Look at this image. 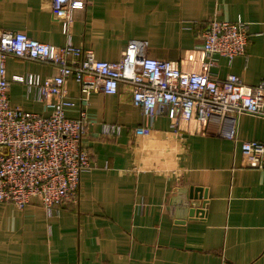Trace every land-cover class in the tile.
Listing matches in <instances>:
<instances>
[{
  "label": "crops",
  "instance_id": "obj_1",
  "mask_svg": "<svg viewBox=\"0 0 264 264\" xmlns=\"http://www.w3.org/2000/svg\"><path fill=\"white\" fill-rule=\"evenodd\" d=\"M242 21L245 56L231 63L216 56L218 79L235 74L248 86L264 81V0H88L68 33L48 0H0V30L19 31L54 46L91 49L98 60L117 61L129 40L147 42L148 57L196 71L203 60L201 32L208 20ZM6 78L56 74L46 61L7 55ZM74 106L86 110L82 145L91 168L80 177L77 201L47 214L39 199L22 209L0 203V264H264V169L244 165L243 141L264 142V117L194 119L176 127L165 114L152 122L131 100V87L115 94L92 92L79 102V84L65 83ZM10 103L48 116L54 99L11 82ZM104 124L120 127L104 134ZM150 125L147 136L133 129ZM232 129L234 137L224 135ZM176 193L179 202H172ZM199 199L189 214L183 203ZM184 194V196H183ZM194 201V200H193Z\"/></svg>",
  "mask_w": 264,
  "mask_h": 264
},
{
  "label": "built area",
  "instance_id": "obj_2",
  "mask_svg": "<svg viewBox=\"0 0 264 264\" xmlns=\"http://www.w3.org/2000/svg\"><path fill=\"white\" fill-rule=\"evenodd\" d=\"M53 16L68 33L77 11L88 0H48ZM203 60L196 71H183L169 61L148 57L147 42L129 40L117 61L95 58L91 49L67 43L54 46L30 38L23 32L0 30V203L24 208L36 197L51 215L61 203L77 201L80 177L91 166V154L82 145L88 121L81 106L76 118L65 116V107L75 100L67 95L69 78L79 84V102L92 92L115 94L119 84L131 87L132 103L150 119L165 114L176 127L180 120H195L205 125L212 117L235 120L247 113L264 117V81L245 85L239 76L216 78L210 68L216 56L231 63L245 56L248 45L246 25L242 21L208 20L201 32ZM46 61L55 65L56 74L41 80L38 75L6 78L7 55ZM11 82L24 84L27 92L35 90L39 100L54 99L51 113L41 116L14 107L9 99ZM120 127L104 124L102 132L118 134ZM150 125L133 129L135 135L147 136ZM224 135L234 137L232 129ZM244 165L264 169V142L243 141Z\"/></svg>",
  "mask_w": 264,
  "mask_h": 264
},
{
  "label": "water",
  "instance_id": "obj_3",
  "mask_svg": "<svg viewBox=\"0 0 264 264\" xmlns=\"http://www.w3.org/2000/svg\"><path fill=\"white\" fill-rule=\"evenodd\" d=\"M183 196H184V194H183ZM189 198H190L191 201L187 200L188 198L185 197L183 203L189 204V206L191 208L189 210V214H192L195 211V205L199 203V199H196L195 196L193 194H191V193H190ZM176 200H177V202H179V197H177L176 193H174V196L172 198V202L174 203V201H176Z\"/></svg>",
  "mask_w": 264,
  "mask_h": 264
}]
</instances>
